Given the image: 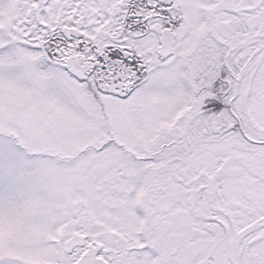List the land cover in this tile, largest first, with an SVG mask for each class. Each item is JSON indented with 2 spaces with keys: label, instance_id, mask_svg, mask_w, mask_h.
<instances>
[{
  "label": "snow or ice",
  "instance_id": "6c2138e0",
  "mask_svg": "<svg viewBox=\"0 0 264 264\" xmlns=\"http://www.w3.org/2000/svg\"><path fill=\"white\" fill-rule=\"evenodd\" d=\"M0 264H264V0H0Z\"/></svg>",
  "mask_w": 264,
  "mask_h": 264
}]
</instances>
